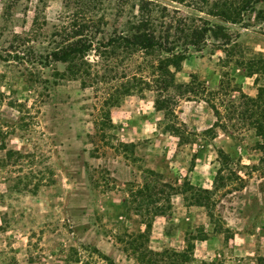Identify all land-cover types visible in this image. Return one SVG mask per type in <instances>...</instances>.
I'll list each match as a JSON object with an SVG mask.
<instances>
[{
	"label": "rangeland",
	"instance_id": "rangeland-1",
	"mask_svg": "<svg viewBox=\"0 0 264 264\" xmlns=\"http://www.w3.org/2000/svg\"><path fill=\"white\" fill-rule=\"evenodd\" d=\"M0 55V264H264V0H0Z\"/></svg>",
	"mask_w": 264,
	"mask_h": 264
},
{
	"label": "trees",
	"instance_id": "trees-1",
	"mask_svg": "<svg viewBox=\"0 0 264 264\" xmlns=\"http://www.w3.org/2000/svg\"><path fill=\"white\" fill-rule=\"evenodd\" d=\"M258 15H262V10H259ZM138 31L133 32L130 35H117L112 36L108 39L104 46H116L123 45L126 47L133 46L139 47L143 50L150 51L154 49H158L164 51L166 53L173 54L176 49V44L169 45L163 42L161 39L157 38L154 32L148 27V24L142 22L141 24L136 26ZM76 36H72V38H68L66 41L59 42L57 48L50 51L47 56V61H57V62H68L73 57L77 55H85L89 52L93 47V40L90 35H85L81 32H76ZM186 49H188L186 47ZM186 52L188 50H185ZM183 55V54H181ZM17 57V56H15ZM1 59L6 60L3 56L0 55ZM182 56L178 57L176 61V69L178 70L181 67L179 59H182ZM172 77L174 75L169 72ZM193 82L189 81L187 83L178 84L179 88H185L188 91L193 90ZM245 101L241 104L240 109V117L243 120H250L251 125L257 130L258 134L261 136L264 142V86L258 89V94L255 97L249 96L247 94H243ZM155 105L157 110H163L165 107V100L156 99ZM216 115H219V111L217 108L213 107ZM219 153L222 154L223 150H219ZM9 158L11 157L9 153ZM209 191V190H204ZM168 207L171 208L170 199L167 200ZM144 236V234H141ZM149 260H157L156 257L159 255L153 250L147 249L145 251Z\"/></svg>",
	"mask_w": 264,
	"mask_h": 264
}]
</instances>
